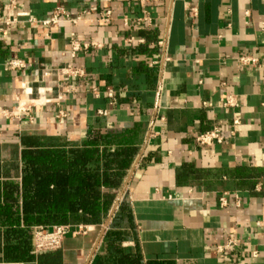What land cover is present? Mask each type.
Segmentation results:
<instances>
[{
	"label": "crops",
	"instance_id": "0c3cea01",
	"mask_svg": "<svg viewBox=\"0 0 264 264\" xmlns=\"http://www.w3.org/2000/svg\"><path fill=\"white\" fill-rule=\"evenodd\" d=\"M15 1L37 18L56 6L71 16L87 11L73 31L100 47L73 60L85 69L83 78H59L52 70L71 61V28L61 23L49 31L27 22L9 28L0 41V109L16 105L25 82L59 92L66 116L55 117L54 103L35 107L33 122L0 115V182L20 177L21 135L70 147L99 129L136 152L98 224L68 233L57 249L14 262L122 264L130 257L139 264H264V0ZM104 9L112 12L108 23L86 22ZM144 14L149 24L138 21ZM13 55L27 62L25 69L8 68ZM239 55L258 62L241 66ZM226 94L238 95L239 107L222 109ZM233 118L239 123L229 137ZM215 125L225 140L197 146L194 135ZM151 126L155 135L147 138ZM5 229L0 226V248ZM227 238L239 246L220 257L216 247Z\"/></svg>",
	"mask_w": 264,
	"mask_h": 264
},
{
	"label": "trees",
	"instance_id": "16d2710c",
	"mask_svg": "<svg viewBox=\"0 0 264 264\" xmlns=\"http://www.w3.org/2000/svg\"><path fill=\"white\" fill-rule=\"evenodd\" d=\"M115 137L111 131L89 129L80 145L70 147L45 145L34 135L19 137L20 177L0 182V226H6L0 260L30 259L35 226L100 222L136 152L128 142L114 143ZM112 144L116 148L111 151ZM120 262L139 264L130 257Z\"/></svg>",
	"mask_w": 264,
	"mask_h": 264
},
{
	"label": "built area",
	"instance_id": "2783aa9c",
	"mask_svg": "<svg viewBox=\"0 0 264 264\" xmlns=\"http://www.w3.org/2000/svg\"><path fill=\"white\" fill-rule=\"evenodd\" d=\"M141 4H146L151 2V0H138ZM246 15L249 14V10L244 12ZM87 11L78 13L75 16H71L63 7L56 6L50 15L45 18H37L32 16L29 11H24L18 8L17 2L15 0H9L6 3H2L0 0V41L5 42V37L8 34L9 28L17 24L18 22H27L37 24L40 27L53 30L57 28L61 23H66L70 28V38H69V51L71 61L64 64L63 66L56 68L53 71L55 76L59 78H83L86 75V71L83 67H77L73 64V60L77 57L80 52L88 50L90 47L98 48L100 44L95 41H81L73 31L82 22H85L83 15H88ZM190 16L196 15V9L191 8L189 12ZM112 12L110 9H104L98 13V15L86 22L91 24H105L111 20ZM140 22L145 24L150 23V18L147 14H144L140 19ZM130 41V40H129ZM162 47H165V43L162 41L159 43ZM169 58H164L168 60ZM238 64L241 66H253L256 65L258 60L255 57L249 55H239L236 58ZM6 65L10 70H23L27 66V62L23 59L18 58L13 55L8 58ZM95 94L97 93L94 89ZM41 94L43 96L41 97ZM107 96L114 101V96L112 91L107 92ZM62 95L54 93L51 87H36L33 88L31 85L23 82L20 84V91L16 96V105L11 109H0V115L6 118H14L16 120H21L24 116L29 122H33V110L35 107L45 106L47 104L54 103L56 106V118H63L66 116L65 110L61 106ZM220 106L224 110H233L240 105L239 96L236 94H226L219 100ZM202 107L210 108L212 107L211 102H202ZM102 114L103 112H99ZM238 120L233 118L231 120V130L229 132V137L235 134V127L238 125ZM155 135L152 130V126L147 131V138ZM224 134L221 132L218 126H213L211 129L199 132L194 135V142L197 146L206 147L214 144H221L225 140ZM236 198V204H238V197ZM219 203L221 207L227 206L228 202L225 196L219 197ZM89 230L88 225H61V226H35L32 230V247L34 253L50 251L57 249L61 246L64 236L68 233L72 234H84ZM239 244L236 240L232 238H227L226 241L216 247V253L223 257L224 251L227 248L238 247ZM252 257H257L256 252H251ZM0 264H23L21 262L14 261H0Z\"/></svg>",
	"mask_w": 264,
	"mask_h": 264
},
{
	"label": "bare ground",
	"instance_id": "6f19581e",
	"mask_svg": "<svg viewBox=\"0 0 264 264\" xmlns=\"http://www.w3.org/2000/svg\"><path fill=\"white\" fill-rule=\"evenodd\" d=\"M43 96V94H41V97Z\"/></svg>",
	"mask_w": 264,
	"mask_h": 264
}]
</instances>
